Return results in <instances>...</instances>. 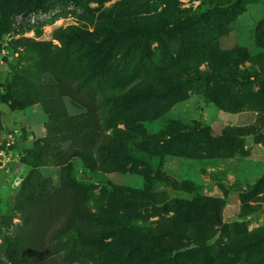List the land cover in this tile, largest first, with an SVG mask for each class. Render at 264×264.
I'll return each instance as SVG.
<instances>
[{
  "label": "rangeland",
  "instance_id": "rangeland-1",
  "mask_svg": "<svg viewBox=\"0 0 264 264\" xmlns=\"http://www.w3.org/2000/svg\"><path fill=\"white\" fill-rule=\"evenodd\" d=\"M36 2L0 0V24L9 29L0 37V84L21 69L23 44L59 45L57 30L97 33L112 20H138L143 27L121 58L128 78L117 88L122 94L134 80L152 78L176 64L198 66L182 73L180 87L169 93L154 96L143 90L131 105L119 103L129 112L115 124L123 133L118 139L150 154L157 166L116 156L101 184L76 167L74 177L93 188L98 199L91 206L108 230L101 264H264V242H243L264 228V83H249L242 76L251 72L264 78V0H44L39 8ZM209 49L227 55L228 74L218 72L224 64L205 59ZM146 50L150 57L143 60ZM244 97L263 104L238 109L230 103ZM67 106L72 115L82 112L72 101ZM47 123L39 106L13 112L0 103V150L11 133L22 140L0 158L2 264H9L2 218L29 172L21 160L33 140L46 136ZM41 172L59 184L61 168ZM136 191L158 195L163 203L124 201ZM176 218L184 226L199 227L204 240L190 229L188 237L178 235L169 223L164 229V222Z\"/></svg>",
  "mask_w": 264,
  "mask_h": 264
},
{
  "label": "trees",
  "instance_id": "trees-1",
  "mask_svg": "<svg viewBox=\"0 0 264 264\" xmlns=\"http://www.w3.org/2000/svg\"><path fill=\"white\" fill-rule=\"evenodd\" d=\"M43 3L44 0H37L35 6L39 8ZM142 28L138 20L123 19L110 21L97 33L75 27L57 30L55 39L59 45L46 41L23 44L21 69L9 82L0 84V103L8 105L11 111L22 112L39 106L48 118L46 136L33 140L21 160L29 172L12 201L10 212L2 218L7 231L9 264H101L104 259L101 244L108 230L102 226L104 217L91 206L98 199L93 188L74 177L76 167L80 165L85 176L101 184L111 173L112 159L116 156L158 165L150 154L118 139L123 133L115 124L125 110L129 112L119 103L131 105L134 96L143 90L154 96L162 91L169 93L180 87L182 73L198 66L191 61L176 64L152 78L134 80L133 87L122 94L117 88L128 78L121 68V58ZM7 31L0 24V37ZM119 37L127 40L121 44ZM161 45L164 54L170 56L164 40ZM203 56L218 61L220 66L224 64L219 73H229L227 55L209 49ZM149 57L146 50L142 59ZM256 75L250 72L242 76L249 83H264V78ZM252 77H255L253 81ZM68 101L78 105L82 112L72 115ZM230 103L238 109H253L261 107L263 101L244 97L239 102L233 98ZM111 128L114 131L109 135L107 131ZM47 167L61 168L58 185L41 172ZM124 201L142 205L163 203L160 196L141 191L130 192ZM15 220L19 222L14 223ZM168 223L178 235L188 237L190 229L198 241L204 240L197 226H184L176 218L164 222V229ZM262 241L264 228L243 240L249 246Z\"/></svg>",
  "mask_w": 264,
  "mask_h": 264
},
{
  "label": "built area",
  "instance_id": "built-area-1",
  "mask_svg": "<svg viewBox=\"0 0 264 264\" xmlns=\"http://www.w3.org/2000/svg\"><path fill=\"white\" fill-rule=\"evenodd\" d=\"M3 54H6V50L4 49L2 51ZM22 140L20 139V136L17 133H11L8 135L6 138V144H5V149L0 150V158H2V154L5 152H14V149L12 147L15 144L20 143ZM0 164H3V162L0 160Z\"/></svg>",
  "mask_w": 264,
  "mask_h": 264
}]
</instances>
